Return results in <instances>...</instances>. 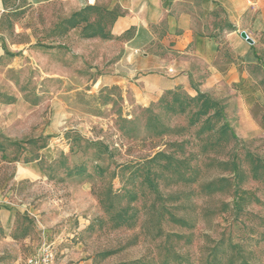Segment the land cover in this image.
<instances>
[{"label":"rangeland","instance_id":"obj_1","mask_svg":"<svg viewBox=\"0 0 264 264\" xmlns=\"http://www.w3.org/2000/svg\"><path fill=\"white\" fill-rule=\"evenodd\" d=\"M19 7L0 15V264H264V104L248 123L224 90L140 103L110 79L118 8Z\"/></svg>","mask_w":264,"mask_h":264},{"label":"crops","instance_id":"obj_2","mask_svg":"<svg viewBox=\"0 0 264 264\" xmlns=\"http://www.w3.org/2000/svg\"><path fill=\"white\" fill-rule=\"evenodd\" d=\"M56 1L64 3L66 16L86 7L118 8L106 31L121 37L123 55L110 79L127 83L138 102L171 88L213 95L224 90L233 101L227 113L236 110L255 123L254 110L264 104V0H0V15L23 3Z\"/></svg>","mask_w":264,"mask_h":264},{"label":"water","instance_id":"obj_3","mask_svg":"<svg viewBox=\"0 0 264 264\" xmlns=\"http://www.w3.org/2000/svg\"><path fill=\"white\" fill-rule=\"evenodd\" d=\"M240 35H241V37L244 38L247 42H249V43H252V42H253V40H252V39L246 34L245 31H241V32H240Z\"/></svg>","mask_w":264,"mask_h":264},{"label":"trees","instance_id":"obj_4","mask_svg":"<svg viewBox=\"0 0 264 264\" xmlns=\"http://www.w3.org/2000/svg\"><path fill=\"white\" fill-rule=\"evenodd\" d=\"M225 127H227V128H229V129H231L228 125H225ZM232 131V135L233 136H235V133L233 132V130H231ZM43 146H45L44 144H42L40 147H43Z\"/></svg>","mask_w":264,"mask_h":264},{"label":"built area","instance_id":"obj_5","mask_svg":"<svg viewBox=\"0 0 264 264\" xmlns=\"http://www.w3.org/2000/svg\"><path fill=\"white\" fill-rule=\"evenodd\" d=\"M168 71L171 72V71H172V68L169 67V68H168ZM29 261L31 262L32 260L30 259Z\"/></svg>","mask_w":264,"mask_h":264}]
</instances>
